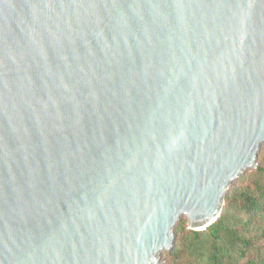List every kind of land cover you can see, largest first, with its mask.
I'll return each instance as SVG.
<instances>
[{
    "label": "water",
    "instance_id": "1",
    "mask_svg": "<svg viewBox=\"0 0 264 264\" xmlns=\"http://www.w3.org/2000/svg\"><path fill=\"white\" fill-rule=\"evenodd\" d=\"M264 144V0H0V264H165Z\"/></svg>",
    "mask_w": 264,
    "mask_h": 264
},
{
    "label": "trees",
    "instance_id": "2",
    "mask_svg": "<svg viewBox=\"0 0 264 264\" xmlns=\"http://www.w3.org/2000/svg\"><path fill=\"white\" fill-rule=\"evenodd\" d=\"M174 227V244L162 252L166 264H264V144L257 165L231 183L218 218L202 230Z\"/></svg>",
    "mask_w": 264,
    "mask_h": 264
},
{
    "label": "rangeland",
    "instance_id": "3",
    "mask_svg": "<svg viewBox=\"0 0 264 264\" xmlns=\"http://www.w3.org/2000/svg\"><path fill=\"white\" fill-rule=\"evenodd\" d=\"M183 216V215H182ZM186 225H187V222H186ZM187 228H188V226H187ZM165 251V250H164ZM163 252V251H162ZM162 252H161V258H162ZM163 260V259H162ZM164 261V260H163ZM166 264V263H165Z\"/></svg>",
    "mask_w": 264,
    "mask_h": 264
}]
</instances>
